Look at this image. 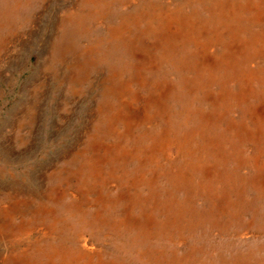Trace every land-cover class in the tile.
Here are the masks:
<instances>
[{"label":"rangeland","instance_id":"rangeland-1","mask_svg":"<svg viewBox=\"0 0 264 264\" xmlns=\"http://www.w3.org/2000/svg\"><path fill=\"white\" fill-rule=\"evenodd\" d=\"M23 6L33 20L17 29L25 37L14 38L0 61V167L14 158L13 142L3 137L12 136L17 109L42 103L24 126L29 142L13 146L22 161H13L17 170L36 164L33 187L47 172L76 170L69 182L80 186L82 210L65 223L61 246L76 249L81 231L82 245L88 241L113 264L177 258L183 261L172 264H264V0H29ZM72 7L91 26L75 49L82 53L101 33L115 45V62L129 65L125 81L108 76L110 63L104 69L85 63L87 75L81 70L85 80L75 90V68L58 64L55 71L53 64L46 72L47 59L60 58L52 46ZM138 43L151 45L144 52ZM103 86L124 91L129 127L119 119L97 123L102 109L111 118L122 101ZM94 129L105 146L99 152L86 144ZM165 130L170 139L154 155L156 147L149 148ZM188 135L190 142L181 143ZM116 142L123 149L117 157L109 148ZM13 181L0 175L5 193ZM73 199H63L64 207ZM126 215L131 221L121 225ZM17 220L8 219L6 231L15 235Z\"/></svg>","mask_w":264,"mask_h":264},{"label":"bare ground","instance_id":"bare-ground-1","mask_svg":"<svg viewBox=\"0 0 264 264\" xmlns=\"http://www.w3.org/2000/svg\"><path fill=\"white\" fill-rule=\"evenodd\" d=\"M26 3H29V0H0V61L3 54L7 52L8 49H10L9 47L12 44L13 39L17 38L14 40H18V39L20 40L21 36H24L23 34L24 32L20 31L22 33L18 34L17 29H19L22 24L26 22H31L33 20L32 14L29 15V11L25 9V7L23 6ZM85 16L86 14H84L81 10H78V7H72L68 12L64 13V19L61 20V22L64 21L63 27L58 32L57 36L54 38L57 40L53 42V46H52V48H54V50L52 51L60 54L59 55L60 58L59 59L55 58V60H53L52 58L49 57L47 61L43 64V67L46 69V72L49 70V68L53 66V64L55 71L58 67V64H65L66 67L72 69L75 68L77 72L76 74L74 73L75 77H73L74 80L72 87L73 90H75L77 86H81L82 82L85 80L84 78L85 76L83 77L81 73L82 70L87 75L88 64L85 63H90L89 67H92L93 65L94 66L97 65L98 68L101 69H104L105 65L106 64L108 65V63H110L109 64L110 66L107 70V72L109 73L108 76L110 78L121 77V82H122V80H124L123 73L126 70H130L128 69L129 65L127 63L122 64L115 62L117 61V57L111 54L112 51L111 46L115 48V45L110 43L111 42L110 40H104L103 38H105V36H102L101 33H98V35L92 38L95 43L93 44L90 41V44L85 46V49L83 50L82 53H79V50L75 49L78 48L79 46V39H82L81 35H86L91 30V26ZM111 30H112L111 33L113 34L117 31V28ZM14 31L16 32L15 37H13ZM161 34L162 32H159L157 36H159L160 38ZM120 35L121 34H118L115 35L114 37H118ZM165 36L166 35H164V37ZM104 43H106V45L102 46ZM164 44L166 46L170 45V43L167 42L166 40H164ZM149 45L151 44L142 43L134 46L136 48H138V46L140 48L145 47L147 49L144 52H146L147 50H149L148 49ZM70 49L76 50L78 52L77 56H71L72 59L71 58L70 59L72 61L66 59V57L63 56L64 52ZM82 54L84 55V61H81L80 56H82ZM181 85L184 88L188 87V85L184 83H182ZM103 92L110 95H115V96L118 95L119 97H121L122 95L121 93L124 94V91L122 89H120L119 92L117 88H112L108 86H103ZM33 93H37V92H33ZM38 95L36 94L34 95L36 97L35 99L39 98ZM162 95H163L162 93H159L157 97L158 102L160 101ZM121 100L122 101H119L117 103V105L115 106V110H113V112L111 113L112 115L111 118L103 117L104 112L102 109L100 112V118L97 120V123L111 122L112 121L111 119L113 120L119 119L121 121H124V124L127 127H129L130 125L129 121L131 120V118L127 117V115L123 113L126 111V108L129 104L126 103L123 97H121ZM41 104L36 103L35 101H31L28 102V104L24 105L25 106L24 108L17 109V112L19 113L15 118L16 120H14L13 127H11V130H9L11 131L12 136L7 135V137L6 136L3 137L4 141L6 138L7 141H9L10 143L13 142V146L14 144H19V145L27 144L29 142V137L27 133L23 131V129H25L24 126L27 125L34 116L36 117V114H38L40 110ZM160 104H163V100ZM188 136H185V138L181 141V143L184 142L189 143L190 142L189 138L192 139L193 135L189 137ZM97 138L99 139V133L96 129H94V133H92L91 136H89L88 142L86 143L88 147L91 146L89 150L93 149L95 150L94 152H99L102 148L105 147L101 144V142H98L99 140ZM169 139H170V135L168 131L165 130L163 132H160L159 138L149 149L153 150L154 147H156L155 149L156 151L154 155H157L160 153L161 148L165 145V142H167V140ZM13 146L11 149L14 150L12 151V155L14 156V158L13 159L7 158L6 161H4L3 167H0V175L2 176L12 175L14 176V180H15L13 181L14 183L13 185L10 183L11 187L9 188L10 190L8 191V193H5L4 192L5 189L0 186V248L2 249L0 250V264H113V262L107 261L104 258H102L99 254V251L94 250L93 247H90L88 245V241L85 240L84 244L82 245L81 235L83 233L81 231L78 232V237L76 238L77 243H81V244H79V246L76 249L66 250L60 244V240L63 237L62 233L64 232V229L66 227L65 223L69 222V217L77 218L80 211L82 210L81 202L78 200L80 198L77 199V193L80 194V189H79L80 186L78 188L72 187L69 182V180L76 178L77 175L76 170L74 169L75 172H73L72 167H66V166L63 168L61 167L60 169L57 168L59 170L57 171L53 170L51 173L47 172L44 174L46 175V177L44 179L43 184H41V186L33 187L31 184V182L34 180V177H32V173H33L32 170L36 167V164L33 163L23 164V166H25L24 169L22 167L21 170L19 169L17 170V167H15L16 164L14 163L13 160L16 159L18 160L17 163H20V161H22V158H21V152L19 150H16ZM109 148L110 150H112L115 157L123 154L122 153L123 149L121 148L120 144L117 142L115 149H113L112 147ZM142 150L143 148L139 147L135 151V153H139ZM182 152H185L184 148H182ZM75 158L76 157L73 155L72 160ZM151 162L157 164L158 162L157 158L152 157ZM57 178L58 181H60L59 184L54 185L51 183L48 185V179H57ZM138 178L139 177H136L134 180H137ZM152 180L153 181L156 180V175H152ZM68 195L75 197V199H73L71 203L65 208L62 201ZM6 198L9 199L8 204L4 203V200ZM13 216H16L18 219L17 226H15V235L12 234L11 230L6 231V228L9 226L7 220L11 219V217ZM144 220L147 222L150 221L149 217H146ZM84 221L85 220H82L83 225L81 226V228H84L87 225V223ZM127 221H131L128 215L124 216L119 223L121 225H127ZM89 228L93 230L97 229L93 225L89 226ZM121 248L124 250L126 249L125 246H122ZM170 260L172 261V263H177V262L180 263L183 261L182 258L170 259Z\"/></svg>","mask_w":264,"mask_h":264}]
</instances>
